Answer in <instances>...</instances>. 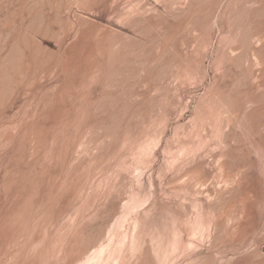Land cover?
I'll return each instance as SVG.
<instances>
[{"label": "rangeland", "instance_id": "obj_1", "mask_svg": "<svg viewBox=\"0 0 264 264\" xmlns=\"http://www.w3.org/2000/svg\"><path fill=\"white\" fill-rule=\"evenodd\" d=\"M120 260L264 264V0H0V264Z\"/></svg>", "mask_w": 264, "mask_h": 264}, {"label": "bare ground", "instance_id": "obj_2", "mask_svg": "<svg viewBox=\"0 0 264 264\" xmlns=\"http://www.w3.org/2000/svg\"><path fill=\"white\" fill-rule=\"evenodd\" d=\"M197 220H198V219H197ZM197 220H195V221L198 222ZM199 223H201V222H199ZM197 225H198V224H197ZM196 227H197V226H196ZM158 233L160 234V232H158ZM178 235H179V234H178ZM181 237H182V236H181ZM177 240H178V239H177ZM175 242H176V241H175ZM182 242H183V241H181V243H182ZM173 243H174V242H173ZM173 243H172V244H173ZM123 245H124V244H123ZM137 245H138V244H137ZM141 245H142V244H141ZM173 245H174V244H173ZM115 246H116V245H115ZM123 247H124V246H123ZM140 247H141V246H140ZM166 247H167V246H166ZM171 247H172V246H171ZM180 247H182L181 244H180ZM180 247H179L178 249H180ZM136 248H137V247H136ZM168 248H169V247H168ZM127 249H128V248H127ZM118 250H119V248H118ZM130 250H131V249H130ZM138 250H139V249H138ZM138 250H137V251H138ZM124 251H125V250H124ZM118 252H119V251H118ZM142 252H143V251H142ZM165 252H167V249H166ZM119 253H120V252H119ZM122 253H123V250H122ZM124 253L127 254L126 251H125ZM124 253H123V256H124ZM132 254H133V253H132ZM132 254H130L131 257H132ZM120 255H121V254H120ZM133 255H134V254H133ZM139 255H140V254H138V257H139ZM141 255H142V254H141ZM121 256H122V255H121ZM127 257L129 258L130 256H127ZM136 257H137V255H136ZM140 257H141V256H140ZM128 258H127V259H128ZM133 259H134V258H133ZM121 260H122V258H121ZM121 260H120V261H121ZM123 260H124V259H123ZM128 260H129V259H128ZM128 260H127V261H128ZM124 262H125V264H126V261H124ZM124 262L121 261L122 264H124ZM134 262H135V261H134ZM136 262H137V261H136ZM121 263H120V264H121ZM127 263H129V261H128Z\"/></svg>", "mask_w": 264, "mask_h": 264}]
</instances>
